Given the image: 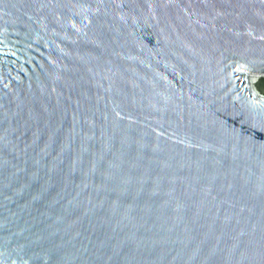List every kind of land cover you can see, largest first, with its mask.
<instances>
[{"label": "water", "instance_id": "95a60500", "mask_svg": "<svg viewBox=\"0 0 264 264\" xmlns=\"http://www.w3.org/2000/svg\"><path fill=\"white\" fill-rule=\"evenodd\" d=\"M0 264H264V0H0Z\"/></svg>", "mask_w": 264, "mask_h": 264}]
</instances>
